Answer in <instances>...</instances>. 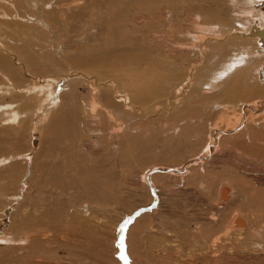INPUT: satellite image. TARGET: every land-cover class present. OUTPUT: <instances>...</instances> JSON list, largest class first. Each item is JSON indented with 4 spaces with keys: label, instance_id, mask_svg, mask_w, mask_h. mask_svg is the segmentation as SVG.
<instances>
[{
    "label": "rangeland",
    "instance_id": "rangeland-1",
    "mask_svg": "<svg viewBox=\"0 0 264 264\" xmlns=\"http://www.w3.org/2000/svg\"><path fill=\"white\" fill-rule=\"evenodd\" d=\"M108 1L111 0H89L87 7H92L89 8L91 10L68 13L69 17L66 20L68 25L65 22L64 29L61 25L58 31L60 33L63 29V34L66 33L68 36L57 34L60 42L63 41L62 43L59 42V37L53 38L51 34L49 37H43L42 39L45 40L40 42L44 46V52H42L41 45H38L39 42L33 39L31 41L33 62L26 71L31 77H18L17 83L22 87V91L14 95L7 93L4 99L0 98V109L2 108L0 111V161L8 157L6 161L0 163V190L5 193L3 198L0 197V208L9 204L7 215H3L5 220L0 224V234L10 230V236H15L16 240H18L17 237L22 236L21 234L29 235V239L22 241H0V264H131L128 261V253L132 258V264H198V262L200 264H264V126L261 127L262 130L257 131L256 142L258 144L256 142L249 144L246 138L243 139L240 135L234 134L220 138L221 144L214 147V150L209 151L205 146L206 150L201 151L211 124H218L224 128L229 122L230 125L232 124L231 127H235L233 124H236L238 119L240 123L247 121L248 125L254 128L263 121V116L257 117V113H264V86L259 83L255 68L247 73L249 87L240 86L231 93L226 89L225 83L219 82L214 83L215 86L210 90L202 73H198L199 68L206 65V62L200 61L197 55L192 54L185 59V65L182 67L185 71L180 69L177 71L179 73L177 77L167 80L166 88L169 87L167 92H162L154 99L148 98L140 101L131 110L130 100L122 98L125 92L128 93V88L120 84L114 87L115 85L109 82L111 78L116 80L113 78L115 75L128 72L118 66H123L135 52L130 37L136 36V28H128L130 29L128 31L126 28L130 25L128 23L127 26L124 25L126 23L124 19L121 21L123 16L126 17L125 11L129 7L127 2L129 1L130 4L131 0H126V4L119 1L117 6H110L118 9V12L115 11L117 15L122 12L123 15L115 14L117 19L114 17L112 24L118 23L119 19V25L111 26L115 31L110 27L112 30L106 33V30L100 31L99 29L102 17L94 13L98 10L103 15L107 7L110 8ZM178 1L162 0L160 3L159 13L163 18L161 17V23L156 29L163 34L165 48L164 53L159 56H155L157 50H146L152 59L161 58L164 61L179 57V52L175 53L173 49V43L180 39L178 30L182 15L186 17L188 24L204 22L207 12L215 8L214 2L194 0V3L184 2L182 5H177ZM231 3L226 0L220 6L223 18L230 20L228 25L215 24L213 34L212 32L205 34L203 31L204 38L220 37L219 32H225L231 26L239 28L240 23L243 25L247 23L240 15L242 11L239 10L242 7ZM79 5L83 4L77 6ZM242 6L244 7L243 4ZM133 8L135 12L139 11L136 7ZM111 9L113 11V8ZM246 9L251 8L247 6ZM134 11H132L133 14ZM88 13L89 15H86ZM53 18L56 19V14ZM211 21L216 22V20ZM98 25H100L99 28H97ZM119 26H124L129 33H125V29ZM97 29L102 34H99ZM154 29L151 28V30ZM70 30H77L79 36L76 31ZM120 30L121 33H119ZM116 31L120 34H117L118 38L115 37ZM103 34L105 37H112L113 34L114 36L113 39L109 38L110 40L105 37L106 40L103 38L99 40ZM38 36L41 37L40 34ZM102 40L105 42L104 47L101 46ZM123 40H127L130 45L125 44ZM51 43L64 45L62 51L66 58L65 61L58 60L60 56L55 48L57 50L59 48L51 46ZM238 47L234 45L235 49ZM141 51L144 52L143 50L139 52ZM84 58L95 59L97 62L93 61V63H97L98 66L101 64V66L90 67L85 63ZM98 60H101V63ZM72 69L80 70L74 72ZM89 71L90 74L96 73L95 75L101 79L102 82H98L101 94L109 93L116 105L105 106L104 99L99 100L101 102L96 100V103H92V99L98 96L99 92H92L91 87L88 86V79L81 83L79 78H86L85 73L89 74ZM107 71L108 73H105ZM64 73L66 79H80L79 81L78 79L73 80L78 81V85L74 82L70 84L71 87L74 84L72 88L69 86L63 88V83H61L55 95L67 94L69 91L66 90L69 88H71L69 90H77V94L80 93V95H75L76 100L74 101L77 107L75 103L73 113H78L84 119L86 110L93 105V111L97 117H94L92 127L97 128L102 136L107 132L100 145L104 150L97 149L95 142L90 146L89 143L79 146L77 155L70 160L73 163L67 171L54 167L62 155L58 154L60 153L59 143L55 141V138L53 139L54 132L52 134V131L60 118L72 113L69 108L71 100L68 97L65 99V95L61 98L69 113H65L64 107H62L64 112L57 111V107L51 108L48 102H43L44 92L37 94L33 88L41 84V86L44 85V89L47 83L52 82L51 77ZM99 73L103 77L98 76ZM104 76L107 78L104 79ZM190 78H192L190 84L185 85L187 79ZM194 79L196 81L203 79L202 82H205L198 84L196 94L193 93L194 88H192ZM183 80L184 82L181 83ZM105 84L109 86L106 88ZM26 87L31 89V96L27 93L29 91ZM119 88L121 91H118ZM194 95H196L195 99ZM175 96L176 101H174ZM188 97H193L191 105L194 110L175 114L180 110L181 102ZM243 102H247L250 106L242 105ZM8 104H11L14 110L22 112L20 119L15 123L5 120L7 114L4 113L3 107ZM222 104L229 107L224 109ZM106 110L112 111L113 121L123 116L115 122L109 119L104 120L110 127L108 131L103 130L104 122L100 116ZM129 111H135L133 112L136 116L135 122L132 118L129 121V114H131ZM191 115L196 117L195 123L185 130L182 129L186 133H174L172 128L179 125L181 120L190 118ZM195 130L199 132L197 137ZM97 141L100 143V140ZM247 146L251 149H247ZM27 153L31 154L25 155ZM204 154L205 156H201ZM194 156H201L200 159L203 162L197 164L195 169L193 167L191 170L193 172L190 174L177 176L178 174H174L176 172L170 173L168 170L158 168L176 165L181 167ZM152 165L158 167L146 173L147 180L144 183L141 180V173ZM194 172L198 174L199 179H192ZM156 174L161 175L154 178V186L152 178ZM29 176L32 179L27 189L26 181ZM224 183L232 184L229 185L231 188L234 186L232 200L229 199L231 197L227 199L230 203H226L227 200H219V187ZM18 190L21 192V195L17 197L18 200L10 201L9 195ZM243 193L245 199L242 198ZM140 210L141 213L147 211L142 227L137 223L132 224L133 216L135 218L139 216L136 213ZM26 211H31L35 215L36 226L25 231L17 229L16 225L23 221L20 220ZM233 215L249 217L247 218L248 225H244L246 228L235 226L225 230V225ZM45 218L48 222L44 224ZM131 225L135 228L130 227ZM215 235L219 240L210 245ZM33 236H37L38 239H31ZM214 244L216 245L213 246ZM216 258L218 261H213Z\"/></svg>",
    "mask_w": 264,
    "mask_h": 264
},
{
    "label": "bare ground",
    "instance_id": "bare-ground-1",
    "mask_svg": "<svg viewBox=\"0 0 264 264\" xmlns=\"http://www.w3.org/2000/svg\"><path fill=\"white\" fill-rule=\"evenodd\" d=\"M119 1L124 2L125 4L127 2L126 0H111L110 2L108 1V3L110 4L109 7L114 6V5L117 6V4H119ZM161 1L162 0H131L130 4L128 3L129 2L128 1L127 6H129V7L126 8L127 10L124 9V11L126 10L125 11L126 17L123 16V18H122L120 16L122 18L121 21L123 19L126 21L125 24L122 22L124 25H126L127 23H128V25H130V27H128L126 25L127 26L126 29L128 31L130 30L128 28H134V29L136 28V31H137L135 33L136 36H134V34L132 33L134 37L131 38L129 35L131 43L133 42L132 47H133L135 52L131 55V57L128 59V61L123 64V66H121V65L118 66V68L125 69L128 72L122 73V75L121 74L115 75L113 78H116V80L111 78L109 80V82L112 83L113 85H115L114 87H117L120 84L121 86L123 85V87L128 88V90H129V91H127L128 93L125 92L122 95V98L124 97V99L127 98L130 100L129 102L131 105V108H130L131 110H133V108L136 107V103L143 101V100H146L148 98L154 99L158 95L162 94V92H167L166 90L169 88L168 87L169 83L167 85L168 88H166L167 80H170L173 77L178 76L177 71L182 69V67H184L185 59L186 58L188 59V57L192 54L197 55V57H198V59H200V61L206 62V65L199 68L198 73L199 74L202 73V77L205 78L204 80H206V83L209 84L208 86H209L210 90L212 87L215 86L214 83L216 84L219 82L225 83V85L227 87L226 89L231 91V93L233 92L234 89H237L240 86H244V87L248 86L249 87V82L247 80L248 79L247 73H249L252 70V68L253 69L255 68V70H256V74L258 75L257 79H258L259 83L264 86V81L261 79V76H260V71L262 70V68H264V39H263L264 38V0H229V2H232L231 4L236 3V5L238 4V6H241L243 8V9L241 8V10H239V11H242V13L240 15H241V17H243L245 19V21L247 23L245 22L246 24H244V25L242 23H240L239 28L231 26V28L227 29L225 32H219L218 35L220 37H212V38H208V39H206L207 37L204 38L205 35H202L203 31L205 34L209 33V32H212L211 34H213V29L216 27L215 24L223 23V25L226 26V25H228V22L230 20L227 21V19L223 18V16H222L223 13H222L221 7H220V6H222V4H224L226 2V0H202L204 2H214L215 8L211 9L210 11L207 12V16L205 18L206 21H204V22L199 21V22H195L193 24H188V22H187L188 20L185 19L186 17H184V15L181 14L182 17L178 16V17H181L179 20L180 21V23H179L180 28L178 30V36H179L178 38H180V39L173 43V49L175 50V53H176V51L179 52L180 56L179 57H173L174 59L164 60V61L161 58L152 59V57H150L149 54L146 53V50L149 51L151 49L157 50L155 52V56H159V54L164 53L165 44H164V38H162L163 34H161V32H159L156 29V27H158L161 23L160 19H161L162 15H160V13H159ZM195 1H197V0H195ZM88 2H89V0H78V1H75V0H0V98L4 99V97L6 96L7 93H9V95H14L18 91H20V92L22 91L21 90L22 87H20L17 83L18 77H21V76L31 77V75H29L30 73L28 74L26 72L28 70L27 68H29L33 62V59H32L33 58V52H32L33 46H31L33 44L31 41L33 39H35L37 42H39L38 45H41L40 50H42V52H44V50H43L44 46H42V44H40V42L45 40L42 38L43 37H49L50 34L52 35L51 37H53V38L57 37V34H60V33H61V35H65L66 33L63 34L62 31L64 29V26H66V25H64V23L66 22V20L69 17L68 13H72V12L73 13H76V12L79 13V12H84L85 10L87 11V9L92 8L90 6L87 7ZM91 2L92 1H90V3ZM121 2H120V4H122ZM184 2L194 3V0H179L178 1L179 4H177V5H182ZM78 4H83V5L77 6ZM242 4L244 5V7L242 6ZM245 5H247L251 9H246L247 6L245 7ZM100 6H102V5H100ZM130 6L132 8L136 7L137 11H138V9H139V11L135 12L136 10L134 11V8L132 9V8H130ZM111 8H113V11ZM114 8H116V7H110V8L107 7V9L103 13V15H101V12L98 10H96V13H94L95 15H97V16L99 15L102 17V19L100 21L101 26L100 25L97 26V28H99V26H100V28H99V29H101L100 31H103V29H104V30H106L105 31L106 33H108V32L110 33V30H112L114 28V27L112 28L111 26H114L115 24L119 23V19H118V23L112 24L113 18L116 17V15H117L115 13V11L117 10L116 12H118V9H114ZM123 8H125V7H123ZM244 8H245V10H244ZM89 10H91V9H89ZM132 11H134L135 13L133 14ZM131 12H132V14H131ZM125 13H124V15H125ZM244 13H245V17H244ZM54 14H56L55 20L53 18ZM86 15H89V13ZM119 15H123V12H122V14H119ZM119 15H117V16H119ZM246 15H248V16H246ZM197 16H199V15H197ZM237 16H239V15H237ZM111 19H112V21H111ZM116 19H117V17H116ZM211 20H214V21L216 20V22L212 23ZM191 21H192V19H191ZM233 21H234V19H233ZM253 21H256V22H253ZM94 24H95V22H94ZM255 24H256V26H255ZM61 25H63L62 26L63 29H61L62 31L59 33L58 31H59ZM67 25H68V23H67ZM73 25H75V23ZM93 26H95V25H93ZM115 26H117V25H115ZM110 27L112 29H110ZM119 27H122V26H119ZM119 27H118V29H119ZM152 27H153V29L154 28L155 29L151 30ZM194 27L196 30L194 29ZM222 27H224V26H222ZM29 28H31V29H29ZM122 28H124V26ZM257 28H258V30H257ZM72 29H73V27H72ZM99 29H97L98 33L100 32ZM118 29H116V30H118ZM126 29H125V31H126ZM137 29L139 30V32ZM244 29H245V32H244ZM70 31H76V33L78 32L77 30H70ZM97 31H96V34H97ZM113 31H115V30L113 29ZM128 31H126L125 33H127ZM105 32H103V33H105ZM112 33H114V32H112ZM119 33H121V30L119 31ZM38 34H40L41 37H39ZM79 34H81V33L79 32ZM99 34H102V33H99ZM115 34H116L115 37L120 35V34H118L117 31L115 32ZM66 35L68 36V34H66ZM77 35H78V33H77ZM107 35H109V34H107ZM113 36H114V34L112 35V37H105L103 34V37L101 35L100 36L101 38L99 37V40H101L102 38L104 39V37L107 38L108 40H110L109 38L113 39ZM58 37H59V35H58ZM119 37H123V36H119ZM120 39L122 40V38H120ZM55 40H56V38H55ZM58 40L60 42V37ZM104 40H106V39H104ZM114 40H116V39H114ZM126 41H124V43L128 45L129 43H128V41L126 43ZM62 42L63 41H61L60 43H62ZM103 42L104 41L102 40L101 41L102 47H104L103 44H105V42L104 43ZM53 43H54V40H53ZM53 43H51V46H54V47L57 46L60 49V50L59 49L57 50V48H55V50L59 53V54L58 53L57 54L60 56V58L58 60L62 59L65 61L66 58H65V55L62 51L63 50L62 46H64V45H59V44L54 45ZM107 45H109V43ZM234 45H237L239 47L237 49H235ZM170 46H172V45H170ZM52 49H53V47H52ZM140 50H143L144 52L141 51L142 52L141 53V52H139ZM136 51H138V53H136ZM167 51L165 53H167ZM54 54H56V53H54ZM92 58H84L85 63H87L90 67H93V68H94V66L97 67L98 66L97 63H93V61L95 62L96 60L95 59L92 60ZM95 58H97V57H95ZM109 60H110V58H109ZM98 61H100V63H101V60H98ZM77 62H76V64H77ZM81 62H83V60H81ZM81 65H78V66H81ZM99 66H101V64ZM207 68H209V69H207ZM89 69H91V68H89ZM106 69H107V65H106ZM72 70H74V69H72ZM76 70H74V72ZM79 70H77V71H79ZM183 71H185V70H183ZM105 73H108V71ZM81 74L84 75L83 73H81ZM95 74H90V71H89V74L85 73L86 78L83 79V78L79 77L81 80L77 78L78 81L79 80L81 81V83L85 79H88V81H87L88 86L91 87L92 92L93 91H94V93L99 92V95L95 96V98L92 99L93 100L92 103H96V100L99 101V100L104 99V102L106 103L105 106L110 107L111 105H116L115 104L116 102L111 98L109 93H107L106 95L101 94V92L98 89L99 88L98 82H100L101 79L98 78L97 75H95ZM111 74H113V73H111ZM212 74H214V76H212ZM100 75L101 74L99 73L98 76H100ZM65 76H66V74L64 73L61 75L59 74L57 77H51L52 82L47 83V86L45 87L46 90H45V88L43 89L44 85L42 84L43 86H41V84H39V83H38L39 84L38 86L35 85L33 88L37 94L38 93L41 94L42 92H44V96L42 97L43 102H46V103L48 102V105L52 106L51 108L57 107V109H58V110L56 109L57 111L61 110L62 112L65 111V113L66 112L69 113L68 110L66 111L67 108L65 109V105L61 101V98H63L62 97L63 95H65L64 96L65 99H66V97L70 98L69 100H71V102H69V108H70V112L72 111V113H73L74 112L73 108H75V103H76V101H74V100H76L75 95L76 96L80 95V93L77 94V90L75 91V90H69V89H71L74 86V84H73V86L71 87L70 84L76 82L73 80H77V79L75 78L73 80H70L69 78L66 79ZM105 77L106 76H104V79L107 78V77L106 78ZM92 79H93V81H92ZM89 80H90V82H89ZM187 80L188 81L186 82L185 85L188 86L190 84V82L192 81V78L187 79ZM202 80L196 81L194 79V82L192 83V84H194V86H192V84L190 85V86H192V88H194V91H193L194 94L197 93L196 87L198 86V84L203 83ZM91 81H92V83H91ZM77 82L75 83V85H78ZM109 82H108V84H109ZM183 82H184V80L181 83H183ZM61 83H63V88H66L68 86L71 88H69V89L67 88L68 90H66V91L67 92L69 91L67 94H62V95L56 96L57 94L55 95V92L59 89L57 87H60ZM182 85H184V84H182ZM200 85H202V84H200ZM22 86H24V85H22ZM105 86L107 88L109 85L105 84ZM26 89H27V87H26ZM120 89L121 88H119L118 91ZM34 90H32V91H34ZM27 91H29V92H27ZM27 91L26 92L29 93L31 96V89H27ZM129 92L131 95L129 94ZM62 93H64V92H62ZM207 93H209V91H207ZM190 96H192V95H190ZM195 96L196 95L193 96L194 99H195ZM193 97L192 98L188 97L187 99H184V101L181 102L182 105L180 106V110L175 112V114H181L187 110H190V111H192V109L194 110V108H192V105H191V101H193ZM14 98H16V97H14ZM203 98L205 100H207L205 97H203ZM199 99H202V98H199ZM176 100H177V98L175 96L174 101H176ZM99 102H101V101H99ZM67 103H68V100H67ZM242 105H245L248 107L250 106L247 102L242 104ZM41 107H42V104H41ZM62 107H64V109H63L64 111L62 110ZM76 107H77V103H76ZM93 107L94 106L92 105L91 108H88L86 110V114L84 116V119H82L78 115V113H76L77 116L74 113L73 114L69 113L72 116L71 115L68 116L69 114H67V117L66 116L63 118L59 117L60 120L58 119L59 122L57 123L56 127L54 128L55 130L53 129L52 134L54 132L53 139L55 138L56 139L55 141L56 142L58 141V143H59L58 144L59 145L58 150L60 151V153H58V154H60L62 156H61L60 160H58L54 164L55 169L57 168V169H62V170L67 171V169H69V167L73 163L70 160L72 159V157L74 155H77V148L79 146L80 147L85 146L87 143H89V146H90V145H93V142H95V144H97V146H98L97 149H99L100 151L104 150V148L100 145L104 141L102 139L105 138V136L107 135V132H105V135L102 136L97 128L92 127V125H93L92 123H94L93 121H95L94 117L95 116L97 117V115H95V112L93 111ZM222 107L224 109H227V107H229V106L226 104H222ZM1 109H0V111H1ZM3 109H4V113L7 114V117L5 118V120L10 121L12 123H15L16 121H18L20 119V117H21L20 114L22 112L20 113L17 110H14V108L12 107L11 104L5 105L3 107ZM137 109L140 110V108H137ZM262 110H263V108H262ZM258 111H259V109H258ZM133 112H135V111H131L130 112L131 114H129V117H130L129 121H131V118H132V120L135 122L134 118H136V116H135V114H133ZM263 112H264V110H263ZM56 113H58V112H56ZM100 113H98V114H100ZM125 113H126V111H125ZM193 113H194V111H193ZM112 114H113L112 111H109V110L108 111L106 110V111H104V113H101L100 116L103 120L102 122H104V120H106V119L111 120V122H115V121H117V120L119 121V119L123 118V116H122V118L115 119L113 121L114 116H112ZM260 114L261 113H257V117L263 116V118H264V113L261 115ZM123 115H125V114L123 113ZM58 116H57V118H58ZM61 117H62V115H61ZM195 118L192 117V115H191L190 118H188L187 120H183V121L181 120L179 122V125L172 128L173 132L174 133H181V134L183 132L186 133V131H182V129L185 130L189 127V125H191L192 123H195ZM126 121H128V120H126ZM53 122H56V121H53ZM263 123H264V119L261 123H259L258 127H254V128H252L250 125H248L247 121L240 123V120L238 121V119H237L236 124L235 123L233 124V125H235V127H231L232 124L230 125L229 122H227V124H226V126H224V128H221L218 124H211L209 131L206 134V138H205V141H204L203 146L201 148V151L205 149L204 148L205 146H207V149L209 151L214 150V147L221 144V142L219 140L220 138H226V136L234 135V134L240 135L241 137H243V139L246 138L247 143L249 142V144H253V142H256L258 129L262 130L261 127L264 126V125H262ZM117 125H118V123H117ZM192 127H193V129L195 128L194 125ZM102 128H103V130L108 131V129L110 127H108L106 122H104L102 125ZM198 130L194 131L196 137L199 136ZM50 134H49V136H50ZM191 136H194V135H191ZM258 136H261V135H258ZM50 140H48V141H50ZM97 140H100V143ZM54 145H56V144H54ZM210 146H211V148H209ZM51 147H53V146H51ZM246 148L251 149V147H248V146ZM53 152H54V150H53ZM207 153H208V151H207ZM30 154L31 153H27L25 155H30ZM198 154H200V153H198ZM64 156H66V158H64ZM201 156H205V154L201 155ZM201 156H198V157L194 156L193 158L188 159L185 163L182 164L181 167L178 165L173 166V167L172 166L171 167H158L157 165H152L148 170L141 173L142 174L141 180L144 183H146L145 182V180H147V178H145L146 173L151 171V169L153 170L157 167L163 168V170H165V171L168 170L170 173L176 172L174 174H178L177 176L190 174L193 172V171H191L193 169V167L195 169V166H197V164H199L200 162H203L200 159ZM7 159H8V157L1 159L0 163H2L3 161H6ZM160 175L161 174H156L153 176L152 180H153L154 186H155L154 178L155 177L158 178V176H160ZM31 179H32L31 176H29V178H27V181H26V183L28 184L27 189L30 186L29 183L31 182ZM192 179H194V180L199 179L198 174L194 172ZM194 180L192 182H194ZM226 183L222 184L219 187L218 196H219L220 201L221 200L226 201L229 197H231L229 199L232 200V197H233L232 196L233 195L232 188L234 186L231 188L230 186L232 184L231 185L229 184L230 185L229 186ZM4 194L5 193H3L0 190V197L4 196ZM20 195H21L20 190H18L15 193H11L9 195V197H10L9 200L10 201L18 200L17 197H19ZM24 195H26V194H24ZM242 195H243L242 198H244L245 194L243 193ZM227 201L228 202H226V203H230L229 200H227ZM149 203H147V204H149ZM8 205H5L4 208H0V212H1L0 213V224H2L5 220L3 215H7V213H8V209H7ZM43 206H45V205H43ZM143 206H145V205H143ZM140 207H142V206H140ZM31 211L30 212L26 211L25 214L23 213L24 215H22V219L20 220V221H22V220L23 221L20 222V224L17 223L18 225L15 224L17 226V229H22L25 231V230H31V227H33L34 225L36 226V224L34 222L35 221L34 220L35 215H33ZM141 212L142 211L140 210L139 212L136 213V215L139 214V216H136V218L133 216L134 222L132 224L137 223V225H140L142 227L143 222L146 219V212L147 211H145L143 213H141ZM45 215L47 216V214H45ZM247 218H249V217L241 216V215L240 216H238V215L234 216L233 215L232 218L225 225V230H228L230 227H235V226L244 227L245 224L248 225V219ZM42 222L43 221L41 220L40 223L42 224ZM47 222H48V220H46V218H45L44 224ZM130 227H132V225ZM116 228H118V227H116ZM123 228H125V227H122V229ZM132 228H135V226H133ZM244 228H246V227H244ZM240 229H242V228H240ZM22 230H21V232H22ZM10 234H11L10 230L3 231L2 234H0V241H3V242L4 241H22L24 239H29V235H27L25 233L21 234L22 235L21 237L20 236L17 237L18 240H16L15 236H10ZM30 235H31V231H30ZM37 236H33L31 239L36 240V239H38V238H36ZM218 240H219V238L216 237V235H215V237L213 238L210 245H212V243L218 242ZM215 245L216 244H214L213 246H215ZM249 245H251V244H249ZM258 246H259V244H258ZM210 249H212V248H210ZM261 252H262V250H261ZM128 256H129L128 258L130 259V260L128 259V261H129V263L132 264L133 261H131L132 258H130L129 253H128ZM216 260H217V258L213 259V261H216ZM134 264H136V263H134ZM198 264H200V263L198 262ZM216 264H218V263H216Z\"/></svg>",
    "mask_w": 264,
    "mask_h": 264
},
{
    "label": "water",
    "instance_id": "water-1",
    "mask_svg": "<svg viewBox=\"0 0 264 264\" xmlns=\"http://www.w3.org/2000/svg\"><path fill=\"white\" fill-rule=\"evenodd\" d=\"M257 30H258V28H257ZM260 76H261V79L264 81V68H262V70L260 71Z\"/></svg>",
    "mask_w": 264,
    "mask_h": 264
}]
</instances>
